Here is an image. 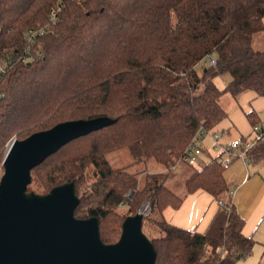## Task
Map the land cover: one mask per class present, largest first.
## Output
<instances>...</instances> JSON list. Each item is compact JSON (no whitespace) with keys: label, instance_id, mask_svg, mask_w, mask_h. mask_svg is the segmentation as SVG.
Wrapping results in <instances>:
<instances>
[{"label":"trees","instance_id":"16d2710c","mask_svg":"<svg viewBox=\"0 0 264 264\" xmlns=\"http://www.w3.org/2000/svg\"><path fill=\"white\" fill-rule=\"evenodd\" d=\"M263 18L264 0H0V166L13 138L66 120L113 118L45 157L27 189L45 193L72 181L74 215L96 216L104 243L117 241L125 216L146 201L142 229L149 223L158 231L145 232L154 264H236L253 242L242 233L244 218L216 157L185 179L187 193L201 189L222 200L197 232L162 217L166 206L182 202L164 185V172L146 173L140 186L105 154L128 147L134 161L170 168L200 127L211 130L225 116L224 92L264 96V49L252 45ZM30 29L32 58L22 60ZM210 54L214 65L203 63ZM225 72L231 80L220 88L214 78ZM246 115L258 122L252 111ZM246 157L264 159V137Z\"/></svg>","mask_w":264,"mask_h":264},{"label":"water","instance_id":"95a60500","mask_svg":"<svg viewBox=\"0 0 264 264\" xmlns=\"http://www.w3.org/2000/svg\"><path fill=\"white\" fill-rule=\"evenodd\" d=\"M114 120H66L9 142L1 162L0 264H154L156 251L142 229L143 206L125 216L117 241L104 243L96 216L74 215L79 200L72 181L45 193L27 189L31 169L45 157Z\"/></svg>","mask_w":264,"mask_h":264},{"label":"crops","instance_id":"0c3cea01","mask_svg":"<svg viewBox=\"0 0 264 264\" xmlns=\"http://www.w3.org/2000/svg\"><path fill=\"white\" fill-rule=\"evenodd\" d=\"M201 64L202 62L197 65ZM230 80L228 72L214 78L220 88ZM219 104L225 111V116L211 129L219 136L213 138L212 133H207L202 137L200 144L203 150L196 164L199 168L212 157L229 159L223 175L231 190V200L244 218L242 233L250 237L254 245V238L264 239V159L255 161L247 159L246 155L241 156L240 146L233 147L231 142L233 139H244L252 135V124L246 112L252 111L258 122L264 121V96L251 89L235 95L224 92L219 97ZM225 196L223 194L221 198ZM181 197V204L176 208L166 206L162 217L170 224L203 232L219 206L217 199L201 189L185 192ZM252 253L251 249L248 255ZM263 256L264 252L261 259H264Z\"/></svg>","mask_w":264,"mask_h":264},{"label":"rangeland","instance_id":"374dc122","mask_svg":"<svg viewBox=\"0 0 264 264\" xmlns=\"http://www.w3.org/2000/svg\"><path fill=\"white\" fill-rule=\"evenodd\" d=\"M252 45L256 49H264V29L255 33L252 37ZM200 66H196L198 71ZM105 159L112 168H122L128 172L135 173L139 180V185L142 186L146 173L164 172V185L179 196H182L185 190V179L189 174L198 168V164H189L186 162H178L175 169L166 168L164 165L155 162L151 158L134 161L128 147H120L111 150L105 154ZM3 173V168L0 166V176ZM143 206V214L148 209L146 201H143L140 207ZM139 207V208H140ZM119 210L124 211V206L119 207ZM144 224L143 228L149 236H157V229L152 226ZM253 253L245 258H240L236 264H264V259H261L262 252H264V239L254 238ZM264 257V256H263Z\"/></svg>","mask_w":264,"mask_h":264},{"label":"built area","instance_id":"2783aa9c","mask_svg":"<svg viewBox=\"0 0 264 264\" xmlns=\"http://www.w3.org/2000/svg\"><path fill=\"white\" fill-rule=\"evenodd\" d=\"M53 18V16H51ZM36 34L35 29H30L26 32L25 37H26V47L25 50L21 55H19V58L22 60H30L32 58V55L30 54L29 46L31 42L33 41V37ZM203 63L206 65H214L216 63V59L214 54H210L206 56V58L203 60ZM6 64L0 60V73L5 71ZM207 133H212L213 138H217L219 134L216 131H211L204 129L200 127L195 134L193 135L192 139L188 143V145L184 148L183 152L179 156V158L175 161L173 165H171L170 169H175L176 164L180 161L186 162L189 164H194L197 163V160L202 153V146L200 144V141L202 137L207 134ZM260 137H264V121L261 122H256L255 124H252V135L250 137L242 139L241 137L233 139L231 142V145L233 147L240 146L241 148V156H244L247 154V152L254 147L256 144L257 140ZM217 160L224 165L227 163L229 159H225L222 157L217 158ZM231 194V190L229 191ZM217 203L220 205L222 204V200L218 199ZM147 211H145V214H147Z\"/></svg>","mask_w":264,"mask_h":264}]
</instances>
